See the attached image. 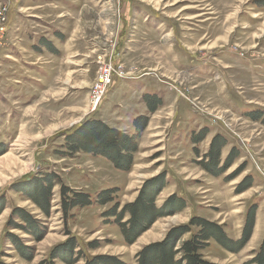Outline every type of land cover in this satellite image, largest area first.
Returning <instances> with one entry per match:
<instances>
[{
	"label": "rangeland",
	"instance_id": "374dc122",
	"mask_svg": "<svg viewBox=\"0 0 264 264\" xmlns=\"http://www.w3.org/2000/svg\"><path fill=\"white\" fill-rule=\"evenodd\" d=\"M0 12V264L52 263L69 239L73 264H140L145 248L191 227L180 252L202 232L194 220L224 240L200 250L205 262L255 264L264 248V0H0ZM108 64L112 84L92 109ZM146 95L162 106L150 112ZM89 121L135 138L128 171L101 146L70 150L67 137ZM216 136L225 140L218 174L205 169ZM45 176L54 177L48 214L30 199L38 188L29 182ZM153 180L158 213L145 214L130 243L131 216H118ZM74 194L90 205L66 212Z\"/></svg>",
	"mask_w": 264,
	"mask_h": 264
},
{
	"label": "trees",
	"instance_id": "16d2710c",
	"mask_svg": "<svg viewBox=\"0 0 264 264\" xmlns=\"http://www.w3.org/2000/svg\"><path fill=\"white\" fill-rule=\"evenodd\" d=\"M145 100L147 102L146 104L150 112H155L158 108L162 106V100H156L155 96L146 95ZM142 121H144V123L140 124ZM146 122L147 121L143 120V118L136 121L137 127H139L138 129L139 131H143L146 128L147 126ZM138 124H140V126ZM84 129H85L84 131L85 133L82 134L80 137L79 135L83 130L82 126L73 135L67 137V141L70 145L69 147L71 151L95 153L96 151L94 150L91 151L87 149L85 145L94 144L97 147L101 146L104 149L101 154L109 158V160H111L114 163L117 169H120L122 171H128L130 169L132 165L133 154L137 150L136 149L137 144L135 138L128 137L127 135L120 133L117 130L110 129L99 121L86 122V124L84 125ZM202 140H203V136L197 138L198 142ZM224 146H225V140L222 137L216 136L213 139L210 151L207 155L209 159L211 158L210 164L205 166V169L207 171L215 174L219 173V171L216 172L215 169L218 167L220 153ZM113 152L114 153L116 152L115 157L111 156V153ZM33 182H35L34 186L38 188V191L36 195L31 194L30 199L34 201L45 214H48L50 211V206H49L50 193L54 187L53 184L54 177L45 176L42 179L33 180V181L31 180L29 183H33ZM153 184H154V180L148 182L145 185L144 190L141 193L140 197L137 199V201L133 204L126 206L124 208V211L118 216L117 221L123 220V213L124 214L129 213L131 216L129 221L123 225V227L125 228L128 227L127 230L124 229L123 231H125V235H128V241L130 243H133V241L139 237L140 233L143 232V229L145 227L143 226L144 224L141 227L140 226L138 227V224L146 219L145 214L147 212L152 213V211L153 213H158L154 209V202L158 192L160 191V189H162V186L161 187L157 186L159 188H155ZM150 186H153L152 190L149 189ZM148 191H151L150 192L151 197L150 198L147 197L148 199L147 200L145 194ZM105 193H113V191H108ZM64 196H66V193L64 194ZM89 205H90V200L88 196L83 194H74L73 198L69 199V202H66L65 209L67 212L71 208L85 207ZM16 216H18L23 222L27 224V226H29L32 229L33 232H31V234H33L35 231L38 233L39 229L36 224L37 222L29 213L19 210L18 212H16ZM252 217L253 215L249 219V224H248V226H250L249 230L248 228H246L244 237L241 240L240 244L238 245H243L249 239L250 229L251 226L253 225ZM195 223L202 228V232L199 235L194 236V238L184 241L181 244L180 252H177L175 250V246L181 240V237L184 234L190 233L191 227H180L177 230L172 231L167 236L164 242L145 248L143 252L140 254V264H210L203 260L199 252L201 249L206 247L207 242L211 238L217 240L221 244H224L223 243L224 240H220L217 236H215V233L217 232L221 234V230L219 227L210 224L208 222L194 220L192 222V225ZM13 226L15 228L24 229L22 226H18L16 224H13ZM8 237L11 239L12 243L14 244L16 249L20 252L23 258L31 259V256L28 254L29 252L28 247H26L20 240L12 236V234H9ZM74 242L75 241L73 239H69L65 244L57 247L51 254V258L53 262L49 264H55L54 262L55 260L61 261L64 264H73L75 262L73 260L75 256L73 252ZM263 249L258 255V257H256L254 261L255 264H264ZM178 256L179 258H177ZM99 260L100 259H95L94 261L91 262V264H96V263L100 264L99 262H97Z\"/></svg>",
	"mask_w": 264,
	"mask_h": 264
},
{
	"label": "built area",
	"instance_id": "2783aa9c",
	"mask_svg": "<svg viewBox=\"0 0 264 264\" xmlns=\"http://www.w3.org/2000/svg\"><path fill=\"white\" fill-rule=\"evenodd\" d=\"M0 16H3L1 12H0ZM6 20H7L6 16H4L3 21H6ZM113 71H114V67L112 64L105 65L102 68V71L100 72L99 80L95 86L96 94H95V97L92 98L91 104H93V101L98 98L100 93L102 94L99 96L98 100H96L95 106L92 107L91 105L92 108H97V105L99 104L100 100L103 99V97L106 95L108 87L111 86L112 81H113V75H112Z\"/></svg>",
	"mask_w": 264,
	"mask_h": 264
},
{
	"label": "bare ground",
	"instance_id": "6f19581e",
	"mask_svg": "<svg viewBox=\"0 0 264 264\" xmlns=\"http://www.w3.org/2000/svg\"><path fill=\"white\" fill-rule=\"evenodd\" d=\"M113 67H114V66H113ZM101 94H102V93H100L99 96H100ZM99 96H98V98H99ZM98 98H97L96 100H98ZM96 100H94V101H96ZM94 101H93V102H94ZM92 105H93V104H92ZM92 109H93V108H92Z\"/></svg>",
	"mask_w": 264,
	"mask_h": 264
}]
</instances>
